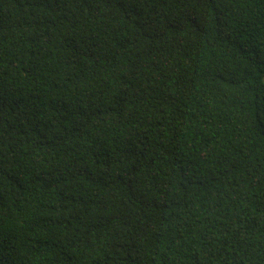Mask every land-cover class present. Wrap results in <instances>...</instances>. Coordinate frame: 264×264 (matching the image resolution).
Returning <instances> with one entry per match:
<instances>
[{
	"label": "trees",
	"instance_id": "trees-1",
	"mask_svg": "<svg viewBox=\"0 0 264 264\" xmlns=\"http://www.w3.org/2000/svg\"><path fill=\"white\" fill-rule=\"evenodd\" d=\"M0 264H264V0H0Z\"/></svg>",
	"mask_w": 264,
	"mask_h": 264
}]
</instances>
